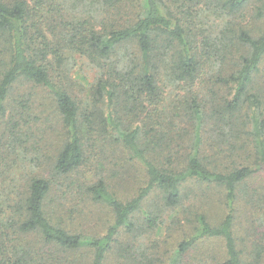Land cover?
Returning <instances> with one entry per match:
<instances>
[{"label": "trees", "instance_id": "16d2710c", "mask_svg": "<svg viewBox=\"0 0 264 264\" xmlns=\"http://www.w3.org/2000/svg\"><path fill=\"white\" fill-rule=\"evenodd\" d=\"M208 12L225 23L199 41L194 30ZM78 62L97 76L85 108L70 89ZM162 77L179 89L165 127L158 123ZM20 82L48 91L67 130L52 164L34 145L30 99H14ZM176 122L188 130L176 132ZM90 141L106 148L119 142L131 151L146 170V186L124 201L104 179L90 185L73 178ZM3 145L34 150L32 164L51 166L48 178L28 179L10 207L9 228L21 236H36L63 254L86 251L85 264H108L112 256L116 264H166L165 255L167 264H204L198 253L210 242L220 244L222 264H250V255L261 264L264 252H249L236 227L241 202L257 197L249 182L264 174V0H0ZM192 183L220 190L226 213L214 223L194 212L192 232L161 255L152 236L165 228L166 214H193L185 206ZM64 185L112 211L105 235L68 226L75 211L62 202ZM2 250L0 264H39L26 248ZM193 252L199 263L190 261Z\"/></svg>", "mask_w": 264, "mask_h": 264}, {"label": "rangeland", "instance_id": "374dc122", "mask_svg": "<svg viewBox=\"0 0 264 264\" xmlns=\"http://www.w3.org/2000/svg\"><path fill=\"white\" fill-rule=\"evenodd\" d=\"M57 2L64 5L66 0H57ZM101 11V8L96 9L94 12L95 17L98 18ZM198 23L194 33L199 35L198 38L201 41L208 35H215L217 33L216 30L220 29L225 22L220 20L215 14L208 12L205 15V21L198 20ZM211 25L214 26L215 30L210 29L209 26ZM69 77L73 80L72 86H70L73 96L78 98V102L84 108L90 106L93 102L92 85H95L97 80L96 74L89 72L83 62H78L77 66L71 69ZM161 80H164L162 84L165 89V100L159 106L162 114L158 123H161L160 126L165 127L166 124L170 123V112L179 89L165 78ZM202 88L203 86L198 91H201ZM15 89L14 99L27 100L29 98L31 101L32 110L28 120L31 122L32 132L37 133L33 142H35L34 145H38L42 153L44 152V156H47L50 164H52L54 156L68 139L67 130L63 127L52 97L47 90L26 82L18 83ZM205 92L202 90L203 94ZM176 124L179 125L176 132L183 133L188 130L186 124L180 122H176ZM162 137L166 139V136ZM205 139L208 141H206V147L211 149L213 142L209 140V137L205 136ZM90 142L87 148V161L74 174L73 178L90 185L104 179L107 181L110 191L124 201L132 199L141 188L146 186V170L131 151L127 150L119 142H116L110 148L104 147V144L102 145L101 143L94 146L95 143ZM32 152L34 150L27 152L13 148L7 150L4 145L0 149V173L3 172L2 175L0 174V234L1 236L4 234L0 239V250L3 249V246L4 248H14V246L21 249L26 248L27 252H34V258L39 264L88 263L91 255L86 253V251H78L75 254H63L61 252L64 251L45 244L36 236H21L13 228H9L8 220L12 212L10 207L15 204V200L19 199V192H21L27 180L35 175L47 178L50 176L51 166L47 164L36 166L31 163ZM180 152L183 154L187 150ZM65 185L62 192L66 196L62 202L67 204L69 210L75 211L68 226L72 230L94 236L105 235L114 222L112 211L104 205L93 204L85 196L82 197L80 193L73 191L74 189L66 191ZM248 185L250 187V195L253 196L255 194L257 197L253 196L252 204L250 205L246 203L247 200L241 202L244 210L239 214L236 228L240 232L239 236L247 239L249 252H252L255 248L264 252L262 250L264 247V174L257 175ZM190 186L192 188L190 192L192 200L186 201L185 206L187 208L192 206L193 214L188 212L186 216H183L184 213L176 212L173 213L174 218L178 217L175 220L166 214L165 228L162 227L152 236V240L160 245L161 255L169 253L165 252L166 250L172 252L177 243L185 236V232H192L191 228L196 226L197 223L194 212L198 214L204 213L214 223L221 220L226 213L224 199L219 192L220 190L205 184L192 183ZM144 237L146 244H149L148 238ZM205 245L203 248H207V250L198 253L201 256L199 259L203 260L204 264H222V252H219L220 244L210 242ZM0 252L6 251L2 250ZM165 256L162 259L167 264L170 255ZM198 257L197 252H193L190 256V261L199 263ZM111 258L108 260V264H116V256ZM249 263L254 264L251 255ZM261 264H264V258Z\"/></svg>", "mask_w": 264, "mask_h": 264}]
</instances>
